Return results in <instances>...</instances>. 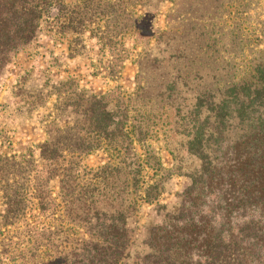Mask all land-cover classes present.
Here are the masks:
<instances>
[{
	"label": "trees",
	"instance_id": "trees-1",
	"mask_svg": "<svg viewBox=\"0 0 264 264\" xmlns=\"http://www.w3.org/2000/svg\"><path fill=\"white\" fill-rule=\"evenodd\" d=\"M166 1L168 53L153 60L171 76L178 103L170 110L186 111L164 131L182 129L172 153L199 165L184 174L190 181L174 210L149 228V250L134 248L133 225L143 205L165 207L169 172L147 146L150 125L135 121L120 86L114 109L108 93L69 78L57 86L54 114L71 108L77 133H51L38 158L33 149L0 151V264H264V0ZM146 2L0 0V76L59 10L52 21L60 28L120 46L104 67L120 78L124 34L136 32L143 16L135 9ZM69 51L77 52L72 44ZM72 134L76 143L68 144ZM101 149L109 161L89 166L86 158Z\"/></svg>",
	"mask_w": 264,
	"mask_h": 264
},
{
	"label": "rangeland",
	"instance_id": "rangeland-1",
	"mask_svg": "<svg viewBox=\"0 0 264 264\" xmlns=\"http://www.w3.org/2000/svg\"><path fill=\"white\" fill-rule=\"evenodd\" d=\"M52 1L61 7L62 3L74 5L81 0ZM170 6L166 0L159 3L147 0L137 5L135 14L143 16V19L136 22V32L124 34L127 58L120 78L108 75L104 68L107 60L115 61L120 46L102 47L98 38L89 31L79 34L78 31L67 32L65 28H60V20L52 21L60 14L59 10L44 19L28 46L12 56L0 76V151L20 155L33 149L35 158L39 157L38 147L51 133H77L74 115L69 113L71 108L55 118L54 113H58L56 107L60 105L56 89L61 81L74 78L81 89L99 95L108 93L114 109H117L120 95L117 88H122L130 100L133 108L131 115L135 121L147 120L150 125L146 139L147 146L153 150L152 155L159 159L163 168L169 170L163 174L165 188L160 197L161 206L165 207L158 208L155 203L143 205V211L136 218L138 222L133 225L134 248L141 254L149 250L147 240L151 225L159 222L167 210H174L177 193L188 185L190 180L184 174L199 165V161L189 153L182 151L176 158L172 153H178L179 139L184 137L182 129L178 132L164 131L171 130L179 114L186 111L183 108V112L170 110L169 106L178 103L176 94L168 90L171 76L165 70L164 61L153 60L154 56L162 59L168 53L166 14ZM131 9L134 10L133 7ZM61 19H64L63 16ZM77 38L82 40L81 44L74 40ZM70 44L77 51L73 56L70 55ZM165 136L173 138L165 142ZM73 139L76 138L72 134L68 144L76 143ZM133 146L143 151L137 143ZM110 158V154L101 149L88 156L86 162L96 167ZM148 177L150 173L146 175Z\"/></svg>",
	"mask_w": 264,
	"mask_h": 264
}]
</instances>
